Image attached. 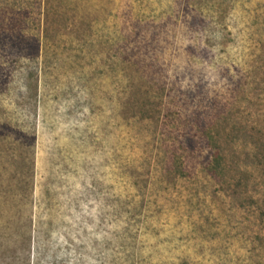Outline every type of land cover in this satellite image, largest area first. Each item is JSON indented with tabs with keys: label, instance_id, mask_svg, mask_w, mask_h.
I'll use <instances>...</instances> for the list:
<instances>
[{
	"label": "rangeland",
	"instance_id": "374dc122",
	"mask_svg": "<svg viewBox=\"0 0 264 264\" xmlns=\"http://www.w3.org/2000/svg\"><path fill=\"white\" fill-rule=\"evenodd\" d=\"M59 1L0 0V264H264V0Z\"/></svg>",
	"mask_w": 264,
	"mask_h": 264
},
{
	"label": "trees",
	"instance_id": "16d2710c",
	"mask_svg": "<svg viewBox=\"0 0 264 264\" xmlns=\"http://www.w3.org/2000/svg\"><path fill=\"white\" fill-rule=\"evenodd\" d=\"M54 2H57V5L59 3L61 4L62 1L59 0H53ZM56 5V6H57ZM54 10V7L51 6L50 8L46 9V18L48 19ZM222 16H224L225 11H222ZM6 15L0 16V35H6L8 32L12 33L14 31V28L10 27V24L6 20ZM45 24V23H44ZM54 21L52 20L49 24L48 21L46 22L45 26L42 29L41 37L38 36L36 38H32V40H25V49L30 50V48H33L35 53V60H39L41 62V68L40 71H30L28 74V98H24L25 105L31 106V104L35 101V98L39 96V86L40 83L42 86L45 87L48 86L49 83V77L46 75L48 72L52 70H55L59 68L62 65L68 64L67 58L64 57V53L60 52L61 44L64 43V37L65 34H61V29H56L54 25ZM20 36H24L19 32ZM87 38L85 37L81 42L86 43ZM117 52H119V56H117ZM117 56L118 61L112 62L111 66H114L118 69L120 77H121V86L123 89V92H126V89L130 86L128 82H131L132 80L136 79L137 76L133 74V72H130V61L125 57V55L121 51H116V54L114 57ZM86 58V56H85ZM56 64V65H55ZM72 64V62L70 63ZM144 76L143 73L138 74V78H141ZM70 82L68 83V85ZM33 101V102H32ZM134 97H121L118 108L120 109L121 113L127 114L132 107H137L135 103ZM34 143H32L33 148ZM30 151V149H29ZM223 161L221 154L214 153L213 154V167H215L213 170H217V168L221 165V162ZM30 226L24 227V235H26V242L24 243L25 250L27 252H30V246H31V232L29 230ZM10 243L8 240L3 236L0 239V252H10ZM26 252V254H27Z\"/></svg>",
	"mask_w": 264,
	"mask_h": 264
}]
</instances>
